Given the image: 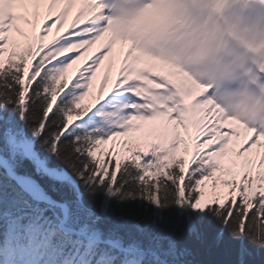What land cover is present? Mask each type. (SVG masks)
I'll list each match as a JSON object with an SVG mask.
<instances>
[{
  "label": "snow or ice",
  "instance_id": "6c2138e0",
  "mask_svg": "<svg viewBox=\"0 0 264 264\" xmlns=\"http://www.w3.org/2000/svg\"><path fill=\"white\" fill-rule=\"evenodd\" d=\"M115 5L0 0V264H264V101Z\"/></svg>",
  "mask_w": 264,
  "mask_h": 264
},
{
  "label": "clouds",
  "instance_id": "9594fccd",
  "mask_svg": "<svg viewBox=\"0 0 264 264\" xmlns=\"http://www.w3.org/2000/svg\"><path fill=\"white\" fill-rule=\"evenodd\" d=\"M153 5L163 30L159 46L205 77L239 83L264 66V0H116L118 15L135 18ZM251 83H255L252 81Z\"/></svg>",
  "mask_w": 264,
  "mask_h": 264
},
{
  "label": "rangeland",
  "instance_id": "374dc122",
  "mask_svg": "<svg viewBox=\"0 0 264 264\" xmlns=\"http://www.w3.org/2000/svg\"><path fill=\"white\" fill-rule=\"evenodd\" d=\"M55 32V31H54ZM75 69V68H74ZM74 69L72 70V69H70L69 70V75H71L72 74V72L74 71Z\"/></svg>",
  "mask_w": 264,
  "mask_h": 264
}]
</instances>
